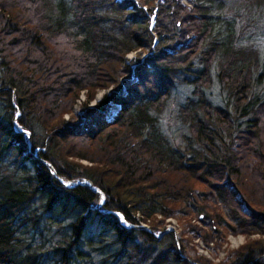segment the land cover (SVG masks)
<instances>
[{
    "label": "trees",
    "instance_id": "trees-1",
    "mask_svg": "<svg viewBox=\"0 0 264 264\" xmlns=\"http://www.w3.org/2000/svg\"><path fill=\"white\" fill-rule=\"evenodd\" d=\"M263 40L264 0H0V264H264Z\"/></svg>",
    "mask_w": 264,
    "mask_h": 264
},
{
    "label": "rangeland",
    "instance_id": "rangeland-1",
    "mask_svg": "<svg viewBox=\"0 0 264 264\" xmlns=\"http://www.w3.org/2000/svg\"><path fill=\"white\" fill-rule=\"evenodd\" d=\"M261 47H262V53L264 54V40L262 41ZM133 56H134V53H131V54L127 55V58L128 59H132ZM111 91L112 90L109 89L108 92L110 93ZM97 96H98V98L101 97L102 96V92L99 91V92H97L95 94L94 99L89 103L90 106H93L94 103L97 101L96 100ZM85 98H86V95L85 94H81L79 100L77 101L76 105L74 106L75 110H77L79 108V106L83 103ZM178 101L179 100H177V99L175 101V98H173L170 101L165 114L163 115V120L165 122V127L167 128V131L168 132L171 131V133L173 132V134L175 132H177L176 130L179 129V124H178V121H177V118H176V108H177ZM81 163L83 165H87L86 162H81ZM65 183H66V185H70V182H65ZM100 197H101V199H104V196L102 194H100ZM118 217H119V215H118ZM119 219L122 220V217H120ZM192 222H194V220H192ZM182 225H183V221L180 220L179 218L167 219L166 222H165V225H164V229H163V226H162L158 230L154 231L153 234L158 238L167 229H172L173 231H171V232H173L174 235L176 236V238L178 240H180L181 232H182V229H183ZM144 226L147 227L148 230L146 228H144ZM140 227L144 228L145 230L150 231L152 233V230L149 228L148 225L141 224ZM184 238H185V241H186L184 243V245H185V249H186V252H187L188 255L206 257L212 263H217L218 261H220L221 259H223L225 257L226 253L229 250L237 248L239 245H241V244H243L245 242V238L243 236H235L234 237V236L228 235L226 237L225 241L223 240L222 242L219 243L218 247H216L215 244H212V243H210L209 247H207V246H205L203 244L201 239L198 238V237H193V236L186 235Z\"/></svg>",
    "mask_w": 264,
    "mask_h": 264
},
{
    "label": "water",
    "instance_id": "water-1",
    "mask_svg": "<svg viewBox=\"0 0 264 264\" xmlns=\"http://www.w3.org/2000/svg\"><path fill=\"white\" fill-rule=\"evenodd\" d=\"M100 98V97H99ZM98 98V96L96 97V100H98L99 99ZM81 185H87L91 190H93V191H96L95 190V188L92 186V184H91V182L90 181H88V180H85V181H83L82 183H80ZM144 228H146L147 229V227H145L144 226ZM148 230V229H147ZM170 231H173L172 229H167L164 233H166V232H170ZM150 232V231H149ZM159 238V237H158ZM180 254V253H179ZM181 257H182V259H185V257H183L182 255H180Z\"/></svg>",
    "mask_w": 264,
    "mask_h": 264
}]
</instances>
